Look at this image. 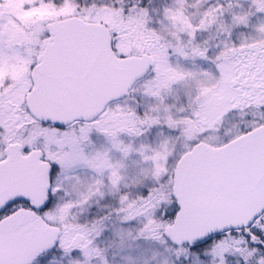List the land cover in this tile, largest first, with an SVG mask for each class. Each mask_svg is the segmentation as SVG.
Returning a JSON list of instances; mask_svg holds the SVG:
<instances>
[{"label": "snow or ice", "instance_id": "6c2138e0", "mask_svg": "<svg viewBox=\"0 0 264 264\" xmlns=\"http://www.w3.org/2000/svg\"><path fill=\"white\" fill-rule=\"evenodd\" d=\"M0 264H264V0H0Z\"/></svg>", "mask_w": 264, "mask_h": 264}]
</instances>
